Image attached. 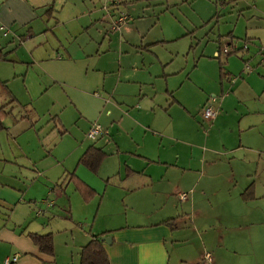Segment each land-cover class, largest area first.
<instances>
[{
    "label": "crops",
    "instance_id": "1",
    "mask_svg": "<svg viewBox=\"0 0 264 264\" xmlns=\"http://www.w3.org/2000/svg\"><path fill=\"white\" fill-rule=\"evenodd\" d=\"M205 1L199 23L218 11ZM57 2L0 0V25L10 30L0 31V109L9 113L0 131V264L15 254L18 264H81L94 236L111 237L104 241L110 264H264V84L251 75L243 81V73L237 81L240 69L228 59L226 66L217 63L224 44L241 49L245 42V61L262 68L264 79L260 32L250 35L251 22L238 18L233 30L218 36L214 53L203 50L183 79L189 61L178 64L173 42L188 33L178 30L148 44L142 29L128 26L121 30L126 41L103 37V31L72 34L70 21H51L66 7L63 0L57 9ZM93 16L91 11L88 23L98 25L102 19ZM124 32H134L137 40ZM114 40L124 45L120 53ZM167 41L173 52L159 56L157 48ZM206 60L216 63V88L210 91L196 74ZM229 80L236 84L226 88ZM194 87L203 97L196 109L203 123L204 107L222 96L212 135L201 136L214 144L195 152L201 139L181 135L177 117L179 106L193 115L183 95ZM32 102L46 114L30 118L22 106ZM89 102L102 108L94 118ZM97 120L110 134L92 140L87 134ZM91 146L107 154L96 173L80 162ZM73 175L96 191L90 202ZM32 234H52L54 253L43 252ZM206 253L211 261L203 260Z\"/></svg>",
    "mask_w": 264,
    "mask_h": 264
},
{
    "label": "rangeland",
    "instance_id": "2",
    "mask_svg": "<svg viewBox=\"0 0 264 264\" xmlns=\"http://www.w3.org/2000/svg\"><path fill=\"white\" fill-rule=\"evenodd\" d=\"M210 1L213 2L215 7L216 5L218 7L217 13L215 12L217 15L215 14L208 19L210 20V22H198L199 20H202L199 16V7L201 6V4L207 5L205 0H191L190 2H183L182 0H64L66 7L61 12L55 11V16L51 17V21L56 22L59 19V21L62 22L61 24H64L66 21H70L72 34L85 32L91 33L93 36H95L96 33H98L99 35L101 31H103V35L101 34L103 37L112 36L114 38L118 36L119 38L123 39V41H126L124 40V35L121 34V30L123 27L126 28L128 26L132 30L135 29L136 33L138 30L141 31L142 29V32H140L139 35L141 39H145V41H147L144 44H148L150 41L154 40L165 39L164 37L167 36L171 37L170 35H174L178 30L179 32H177V35L181 32L188 33L184 38L173 42V45H175L174 49H178L179 52L178 64L180 65V62L182 61L184 63V59H186V61H189L188 67L184 70L185 72L182 73V78L185 79L188 77L193 67L196 64L198 65V58L202 56V51L206 50L204 54H213L214 49L217 45L216 41L219 38L218 36L221 33H227L228 31L233 30L236 27L238 18L240 19L241 17L244 18L243 16H246L245 19L249 20V23L251 22L247 25L250 30H253V32H250V35L254 36L256 32H260L261 36L257 37H261L264 41V0H225L224 3H222V0H217V4L216 0ZM62 4L63 0H58L56 8L61 9ZM91 11H93L94 13L93 17L102 19L98 21V25H91V23H88L89 18L87 16H90ZM254 11H258L261 13L253 14ZM76 16L78 17L77 19L75 18ZM80 17H82V19H79ZM121 17L123 18V22H120L118 24ZM177 17H180L179 19L182 20V24H179V20L177 19ZM218 20H220L219 23H217ZM81 23L83 25L86 24V26H82ZM110 24V28L113 27L112 29H114V33L109 32L110 30L108 28ZM117 24L119 26L118 28H116ZM140 24H143V26H140ZM79 29L81 31H79ZM62 30L64 31V33L68 31L66 26ZM243 30L245 29L243 28ZM236 31L240 33L239 26ZM134 34V32L130 34L125 33L126 37L128 39L130 38L131 41L137 40V36L136 34ZM244 34L245 32L243 33V35ZM70 37L73 38L72 36ZM80 39H83V35L80 37ZM3 40H6V38H1L2 43ZM108 44L109 42L106 41V43H104L105 47L108 48ZM121 44V41L120 45H118V43L114 40L112 48L115 50V52L120 53V48L124 47V45L122 46ZM160 44L161 45H159V47L157 48L158 51H156L159 52V56H163L165 54L173 52L169 47V44H172L170 41H167L164 45H162V43ZM192 44L194 45L193 48H191ZM241 45L243 47L241 46V49H239L232 55L222 54L217 61L219 67L220 65L226 66V61L228 62L229 60L230 63L233 64V69L235 71H238V69L242 71L236 72L235 76L237 78V81L241 80L240 78L242 76L240 75V73H243V81H247L248 76L251 75L252 78L258 79L259 85L263 86L264 79L263 76L260 75L263 72V69L253 66L251 62L245 61V54L248 46L245 42H242ZM237 46L239 47V45ZM259 46L260 48L263 47L261 44H259ZM125 49H129V45L126 46ZM187 52L188 54H186ZM187 55H189V57H185ZM234 65L237 67V69ZM247 66H249V68H247ZM196 71H198L196 74H198L199 77L207 80L208 83L206 84V88H204L206 91H210L216 88V63H211V61L208 60L203 61L197 67ZM235 82L229 80L225 83V87H233L236 84ZM194 88L187 90L185 92L186 94L183 95L184 99L187 101L190 109L192 110H190L189 112H193V115L191 116L179 106V113H177V117H179V125L184 130L182 131L179 129L181 135L187 134L191 136L193 134L194 138H196V135H198L199 139H201V144H198V146L192 149L195 152L199 147H203L204 145L205 148L207 146L211 148L214 144V141L212 137L210 138V141L208 140L209 142L207 141L206 137L203 138L208 133L212 135L211 130L209 129L212 124V120H205V123H203L200 110H196L198 109V107L200 108L203 97L200 95V90L197 87ZM226 88L225 90H223V93L228 92ZM100 92H102V90H99V92H96V94L98 95ZM55 93V90L53 91L52 89L49 94L50 96H55ZM105 94L106 93L104 92L100 93L101 96H105ZM60 95L61 91L56 94V98L60 97ZM50 98L51 97H48L47 101L50 100ZM209 100H212L211 96ZM221 101L222 96L218 97L217 103ZM217 103H212L215 108ZM235 103L236 101L231 104ZM87 105L88 113L92 116V118H94L96 115H99L97 113L102 111V108H98L97 105L95 107V103L91 104L89 102V104ZM22 108L24 112H27V114H29L30 118H39V111L34 109L33 102L28 106H22ZM45 109L40 110V116L46 114L45 112L47 110L45 111ZM8 116L9 113L5 116L4 124ZM94 120L95 119H93L92 121ZM185 122H188V124H186ZM96 123L102 124V122H100L99 120H97ZM104 129L106 130V128ZM3 130L4 129L0 131ZM106 131V135H109V131ZM192 150L189 148L190 152H192ZM184 151H187L185 147Z\"/></svg>",
    "mask_w": 264,
    "mask_h": 264
},
{
    "label": "trees",
    "instance_id": "3",
    "mask_svg": "<svg viewBox=\"0 0 264 264\" xmlns=\"http://www.w3.org/2000/svg\"><path fill=\"white\" fill-rule=\"evenodd\" d=\"M236 52H232L228 55H232ZM7 114L4 108L0 109V130L5 129L4 119ZM106 157L107 154L102 149L91 146L82 156L80 162L87 166L92 172L96 173ZM71 180L86 202H90L96 196V191L76 175L71 176ZM31 237L33 241L40 246L43 252L48 254L54 253V236L52 234H32ZM81 264H110V258L104 247L102 237L94 236L83 248Z\"/></svg>",
    "mask_w": 264,
    "mask_h": 264
},
{
    "label": "built area",
    "instance_id": "4",
    "mask_svg": "<svg viewBox=\"0 0 264 264\" xmlns=\"http://www.w3.org/2000/svg\"><path fill=\"white\" fill-rule=\"evenodd\" d=\"M120 22H123V18L119 20L118 24ZM118 24L116 28L119 27ZM0 31H2L4 35H8L10 33V30L5 25H0ZM238 50L239 49L237 45L229 43V44L224 45V47L222 48V53L231 54L232 52H236ZM247 68H249V66H247ZM217 115H218V112L217 110H215L212 104H208L202 110V116L205 120H214L217 117ZM105 133H107V131L102 127L100 123H94L93 126L90 128L87 136L90 139L95 140ZM180 198L182 200L186 199L187 194L186 193L180 194ZM203 260L211 261L212 255L210 253H206L204 255ZM18 262H19V255L15 254V255L6 257L2 264H18Z\"/></svg>",
    "mask_w": 264,
    "mask_h": 264
},
{
    "label": "water",
    "instance_id": "5",
    "mask_svg": "<svg viewBox=\"0 0 264 264\" xmlns=\"http://www.w3.org/2000/svg\"><path fill=\"white\" fill-rule=\"evenodd\" d=\"M103 241H105V242H107V243H111V241H112V239H111V237H103Z\"/></svg>",
    "mask_w": 264,
    "mask_h": 264
}]
</instances>
